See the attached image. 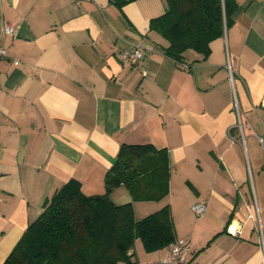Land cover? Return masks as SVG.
<instances>
[{"label":"crops","instance_id":"1","mask_svg":"<svg viewBox=\"0 0 264 264\" xmlns=\"http://www.w3.org/2000/svg\"><path fill=\"white\" fill-rule=\"evenodd\" d=\"M235 1L210 54L177 62L149 30L164 0H0L16 31L1 39L0 264L64 184L102 195L124 144L167 152L169 193L134 202L120 185L115 205L140 219L169 206L186 264H264V0ZM133 46L134 65L120 58ZM167 249L131 252L160 264Z\"/></svg>","mask_w":264,"mask_h":264},{"label":"trees","instance_id":"2","mask_svg":"<svg viewBox=\"0 0 264 264\" xmlns=\"http://www.w3.org/2000/svg\"><path fill=\"white\" fill-rule=\"evenodd\" d=\"M138 0H110L122 9ZM166 11L149 22V30L167 41L165 53L181 62L187 50L207 57L210 43L221 37L237 8L235 0H164ZM167 152L151 144L122 145L106 173L105 192L85 195L71 180L47 199L4 264H137L135 242L145 252L176 240L169 206L141 219L132 203L115 205L111 192L123 185L132 201H159L169 193ZM131 252V253H130Z\"/></svg>","mask_w":264,"mask_h":264},{"label":"built area","instance_id":"3","mask_svg":"<svg viewBox=\"0 0 264 264\" xmlns=\"http://www.w3.org/2000/svg\"><path fill=\"white\" fill-rule=\"evenodd\" d=\"M75 2H84L87 0H74ZM16 35L15 28L8 22L1 20L0 21V61L5 59L8 54L5 48L1 46V39L4 36H12ZM145 56V52L137 46L131 47L127 51H123L120 53V58L123 61H127L128 63L134 65ZM16 65L17 62L14 61ZM186 67V66H184ZM142 75H147V72H142ZM258 141L261 145L263 154H264V137H258ZM192 212L195 217L198 219L202 217L206 211V203L204 201H200L195 203L192 206ZM189 253V243L185 240L176 239L172 243L168 245L166 256L160 260V264H186L187 255Z\"/></svg>","mask_w":264,"mask_h":264},{"label":"rangeland","instance_id":"4","mask_svg":"<svg viewBox=\"0 0 264 264\" xmlns=\"http://www.w3.org/2000/svg\"><path fill=\"white\" fill-rule=\"evenodd\" d=\"M260 153H261V151H260ZM193 215H194V214H193ZM136 219H140L138 214L136 215ZM136 249H137V248H136Z\"/></svg>","mask_w":264,"mask_h":264}]
</instances>
